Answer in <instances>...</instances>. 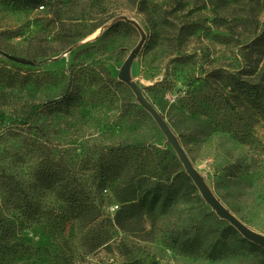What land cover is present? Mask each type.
I'll list each match as a JSON object with an SVG mask.
<instances>
[{"label": "rangeland", "instance_id": "1", "mask_svg": "<svg viewBox=\"0 0 264 264\" xmlns=\"http://www.w3.org/2000/svg\"><path fill=\"white\" fill-rule=\"evenodd\" d=\"M28 1L0 0V264H264L118 80L136 28L66 53L133 17L146 99L223 206L264 234V119L210 103L207 80H264V0Z\"/></svg>", "mask_w": 264, "mask_h": 264}, {"label": "water", "instance_id": "2", "mask_svg": "<svg viewBox=\"0 0 264 264\" xmlns=\"http://www.w3.org/2000/svg\"><path fill=\"white\" fill-rule=\"evenodd\" d=\"M118 22H124L130 26L132 25L136 28L139 35V39L137 41L138 43L131 49L129 54L125 57L126 59L118 69V80L122 82L128 89H130L134 95V102L139 105L151 117L152 120H154L161 134L165 137V142L163 143L162 148L165 149L169 145L170 148L174 150L179 163L181 166H183L186 175L190 181H192L199 195L202 197L209 209L214 212L219 219L227 222L229 226L234 227V229L244 240H247L264 250V234H260L250 227L244 225L235 215L231 213V211H228L220 202V200L212 193L207 181L205 180V175L200 173L194 167V165H192L186 151L183 150L182 146H180L176 135H174L171 131L166 119H164L157 111L155 106L146 99L143 90L139 85V83L144 84L143 79L131 74L132 65L136 60L137 54L141 51L146 39V34L143 28L133 17L126 15L116 16L115 18L101 25L95 37L85 38L84 40L75 43L69 47L66 53H69L75 48L83 46L84 43L97 39L104 30L112 28V26ZM3 56L6 59L8 58L11 61L20 64H34L32 61H29L25 58L15 57L9 54H3Z\"/></svg>", "mask_w": 264, "mask_h": 264}, {"label": "trees", "instance_id": "3", "mask_svg": "<svg viewBox=\"0 0 264 264\" xmlns=\"http://www.w3.org/2000/svg\"><path fill=\"white\" fill-rule=\"evenodd\" d=\"M128 1L135 2L134 0ZM16 3L21 7L22 5H36L37 2L16 0ZM256 43L264 46V32L256 38ZM242 74L249 73L245 71ZM210 79L209 87L212 91L208 100L210 103L215 102L223 109L231 111H242V108H245L257 117L264 119V80L253 81L249 77H240L231 72L220 70H212L207 77V80ZM151 203L153 204V201Z\"/></svg>", "mask_w": 264, "mask_h": 264}]
</instances>
